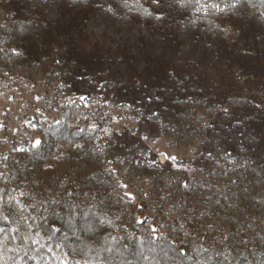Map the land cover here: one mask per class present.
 <instances>
[{"label": "trees", "instance_id": "trees-1", "mask_svg": "<svg viewBox=\"0 0 264 264\" xmlns=\"http://www.w3.org/2000/svg\"><path fill=\"white\" fill-rule=\"evenodd\" d=\"M0 84L43 91L0 152V264H264V0H0ZM124 97L194 157L116 152Z\"/></svg>", "mask_w": 264, "mask_h": 264}, {"label": "rangeland", "instance_id": "rangeland-1", "mask_svg": "<svg viewBox=\"0 0 264 264\" xmlns=\"http://www.w3.org/2000/svg\"><path fill=\"white\" fill-rule=\"evenodd\" d=\"M70 13L64 11L63 7H59L53 14L55 21L68 20ZM137 18L133 20V27L136 28ZM95 37L101 42H107L110 37L124 36L129 32L128 27L121 22L107 18L101 24L94 23L91 26ZM121 70L125 72L126 78L130 80L131 74L126 66H121ZM211 78H219V74L213 69H209ZM70 90V98L74 95L84 93V85L82 82L76 81ZM43 91L40 89L29 91L28 89L16 85L9 86L0 84V152L10 150L12 142L21 139L36 141L40 135L35 127L30 125L28 117L37 118L40 115L39 97ZM109 99V96L106 97ZM129 102L125 107H117L112 109L113 117L109 132L114 138V149L118 153L140 156L139 149L146 148L148 150L146 156L149 159L158 160L160 164L174 166L176 160L190 159L194 157L192 150H179L170 146L167 140L160 135V126L149 116L139 115L136 109L139 105L134 97L123 98ZM48 118L49 116H45ZM146 137V139H145ZM173 157L174 159H169ZM131 193H136L133 186H129L125 182ZM137 194V193H136ZM144 213L142 212V216Z\"/></svg>", "mask_w": 264, "mask_h": 264}, {"label": "snow or ice", "instance_id": "snow-or-ice-1", "mask_svg": "<svg viewBox=\"0 0 264 264\" xmlns=\"http://www.w3.org/2000/svg\"><path fill=\"white\" fill-rule=\"evenodd\" d=\"M153 2L155 3L156 2V0H153ZM233 7H234V5H232ZM213 7H216V5H213ZM145 139H146V137H145ZM39 143V142H38ZM169 159L171 160V159H174L173 157H169Z\"/></svg>", "mask_w": 264, "mask_h": 264}]
</instances>
